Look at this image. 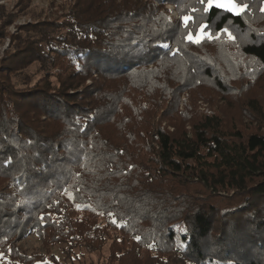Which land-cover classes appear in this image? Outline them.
I'll list each match as a JSON object with an SVG mask.
<instances>
[{
    "label": "trees",
    "instance_id": "16d2710c",
    "mask_svg": "<svg viewBox=\"0 0 264 264\" xmlns=\"http://www.w3.org/2000/svg\"><path fill=\"white\" fill-rule=\"evenodd\" d=\"M32 1L0 5V264H264V0Z\"/></svg>",
    "mask_w": 264,
    "mask_h": 264
},
{
    "label": "rangeland",
    "instance_id": "374dc122",
    "mask_svg": "<svg viewBox=\"0 0 264 264\" xmlns=\"http://www.w3.org/2000/svg\"><path fill=\"white\" fill-rule=\"evenodd\" d=\"M65 0H33L32 6L38 9V11H41L43 9L48 10L51 8L52 2L61 4ZM71 1V0H68ZM17 0H2L0 1V5H5L8 10L10 11H16L15 10V4ZM235 2V1H234ZM170 10V16L172 18H177V13L175 12L174 8L172 6H168ZM27 22H32L31 17L21 15L18 19H16L15 23L10 27V31L14 33L16 31L17 25H22ZM8 41L5 42L3 46L0 47V56H2L3 51L8 47ZM187 96L184 95L182 97V101ZM199 106L201 110H204L208 107V104L203 101H199ZM215 105L213 106V108ZM181 109L183 108V104L181 103ZM189 128V127H188ZM19 247L28 253L32 252H44V246L42 243V240L39 238L38 234L36 232H33L28 237H26L24 240L19 242ZM64 248V245H59L53 248V251L60 256L61 258H64V255L62 253V250ZM108 254V247H106L103 251V256H106ZM103 256L97 253H91L86 249H77L73 255V258L69 261V264H105Z\"/></svg>",
    "mask_w": 264,
    "mask_h": 264
},
{
    "label": "snow or ice",
    "instance_id": "6c2138e0",
    "mask_svg": "<svg viewBox=\"0 0 264 264\" xmlns=\"http://www.w3.org/2000/svg\"><path fill=\"white\" fill-rule=\"evenodd\" d=\"M207 3V8L205 9V11H207L208 9H211L213 6H215L216 8H220V9H225L229 12H233L236 14H240L244 11V7H240L237 3L234 2V0H200L201 4ZM246 7V6H245ZM190 18L188 16H184L183 20L186 23ZM207 25H204L200 28V32L204 33V29L207 28ZM227 31V30H225ZM231 35V34H229ZM207 36L209 39L212 38V34L211 33H207ZM189 40H192L193 37L191 35L188 36ZM196 43H200V38H197Z\"/></svg>",
    "mask_w": 264,
    "mask_h": 264
}]
</instances>
